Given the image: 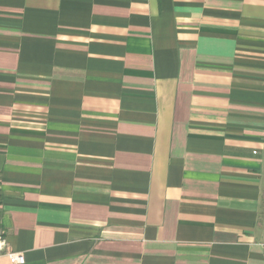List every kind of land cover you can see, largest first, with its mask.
Masks as SVG:
<instances>
[{
  "label": "crops",
  "instance_id": "obj_1",
  "mask_svg": "<svg viewBox=\"0 0 264 264\" xmlns=\"http://www.w3.org/2000/svg\"><path fill=\"white\" fill-rule=\"evenodd\" d=\"M0 239L264 264V0H0Z\"/></svg>",
  "mask_w": 264,
  "mask_h": 264
},
{
  "label": "built area",
  "instance_id": "obj_2",
  "mask_svg": "<svg viewBox=\"0 0 264 264\" xmlns=\"http://www.w3.org/2000/svg\"><path fill=\"white\" fill-rule=\"evenodd\" d=\"M3 243H4V240L3 239H0V250H1V247L3 246ZM8 258L10 259V261L12 263H23L24 262V257L22 255V253L20 252H13V251H6L5 253Z\"/></svg>",
  "mask_w": 264,
  "mask_h": 264
}]
</instances>
